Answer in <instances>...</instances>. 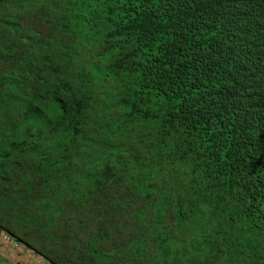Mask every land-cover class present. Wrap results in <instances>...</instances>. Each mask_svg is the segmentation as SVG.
Segmentation results:
<instances>
[{
    "label": "trees",
    "instance_id": "1",
    "mask_svg": "<svg viewBox=\"0 0 264 264\" xmlns=\"http://www.w3.org/2000/svg\"><path fill=\"white\" fill-rule=\"evenodd\" d=\"M0 187L54 264H264V0H0Z\"/></svg>",
    "mask_w": 264,
    "mask_h": 264
},
{
    "label": "crops",
    "instance_id": "2",
    "mask_svg": "<svg viewBox=\"0 0 264 264\" xmlns=\"http://www.w3.org/2000/svg\"><path fill=\"white\" fill-rule=\"evenodd\" d=\"M9 210V205L0 203V264H54L45 240L34 241L37 245L28 241L30 227L15 222L22 218H13Z\"/></svg>",
    "mask_w": 264,
    "mask_h": 264
},
{
    "label": "rangeland",
    "instance_id": "3",
    "mask_svg": "<svg viewBox=\"0 0 264 264\" xmlns=\"http://www.w3.org/2000/svg\"><path fill=\"white\" fill-rule=\"evenodd\" d=\"M1 203V202H0ZM21 230H24L25 228H20ZM27 231L29 230V228H26ZM26 231V232H27ZM33 233L35 234L34 230L30 228V231L28 233V235L26 236V239L28 241H30L31 243L37 245L38 243L37 242H34L33 240ZM36 235V234H35ZM21 237V236H20ZM152 238V237H150ZM209 247V246H208ZM245 260H250V263L253 264L254 263V260L250 258V255H248V257L245 259ZM244 260V261H245ZM243 261V262H244ZM237 261L231 259V260H221V259H215V260H212L211 262H209L210 264H236ZM198 264H204V261L202 260V256H201V260L198 262Z\"/></svg>",
    "mask_w": 264,
    "mask_h": 264
}]
</instances>
